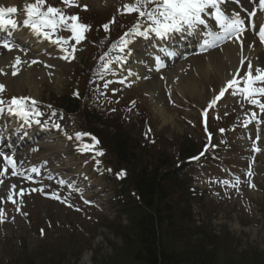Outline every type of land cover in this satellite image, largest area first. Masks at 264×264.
Here are the masks:
<instances>
[{
  "label": "rangeland",
  "instance_id": "1",
  "mask_svg": "<svg viewBox=\"0 0 264 264\" xmlns=\"http://www.w3.org/2000/svg\"><path fill=\"white\" fill-rule=\"evenodd\" d=\"M110 11L102 15L118 20V12ZM100 15L101 13H95L94 8L92 12L82 15L92 27L90 38L86 37L87 42L90 41L91 44V36L101 22ZM115 27L122 29L123 26L117 22ZM90 43L87 44L91 45ZM88 45L83 46L86 52L79 54L78 60H84L90 54ZM107 45L108 42H103L102 47ZM30 72L33 78L38 74L36 71ZM204 87L206 94L202 93L201 98L195 93H184L181 97L180 93L175 92L173 100L169 102H164L163 92L159 91L162 107L172 117V121L167 123L163 122L161 115L153 112L139 92H128L130 101L139 99L138 116L133 114L130 105L114 112L115 115H106L111 128L107 133L114 136L116 129H120L131 137L130 140L134 144H141L142 148L134 149V145L132 146L136 154L132 163L143 165L138 170L144 167H169L180 160L177 153L179 144L180 147L183 146L182 140H188V143L192 144L190 138L196 137L197 143L201 141L197 126L187 122L190 117L197 118V109L208 100L210 94L212 95L211 91L217 87V82L211 81L209 84L206 81ZM47 89L43 92L45 97ZM10 90L16 92L14 88ZM172 103L176 106H171ZM109 108H113L112 105ZM231 112L230 118L234 119L235 112L232 109ZM227 113L228 107L220 109L221 115ZM242 115L243 112L237 116L239 121L243 120ZM144 123L149 129L142 138ZM229 124H237V121L228 122ZM149 130L154 139L148 133ZM127 140L131 146L129 138ZM105 149L110 151L108 145H105ZM233 155L237 170L252 168L253 165L244 164L243 158L236 157V151ZM105 160L114 171L119 168L126 169L115 167L110 154ZM149 160L153 162V166L148 165ZM259 161L260 164H256L259 168V176L255 180L257 190L246 192V187H243L231 194L230 201L227 202H213L205 196L200 200L199 197H191L188 188L181 190L176 186L171 187L167 203L159 209L160 216L165 221L160 231L165 233L163 236L167 238L161 241L163 247L168 245L174 254L184 255L181 256L184 262H194L192 257L196 256L188 251L193 246L197 248L198 243L205 238L206 244L215 242L209 246L204 245V251L211 252L212 255L209 253V256L215 259L213 264H264V157ZM154 164L158 166L155 167ZM130 167L129 175L134 171ZM210 175L212 176L213 172ZM4 180L6 185H11L12 177L7 175ZM95 182L107 191L111 207L107 208L109 212L105 209L101 212L82 210L78 214L70 207L64 209L48 203L39 194H33L31 191L24 192L22 197L14 195L13 203L6 199L7 188L5 193L0 190V198H3L0 199V211L3 213L0 216V264H135L132 260L135 246L132 249L123 246L125 241L133 243L135 238L133 229L126 226L128 218L138 215L135 197L127 193L119 200L113 201V183L107 184L105 176L95 177ZM192 182H195V179H192ZM196 182L203 185L205 181L196 179ZM197 183L191 184L195 190L198 188ZM165 207H169L170 211H165ZM235 222L239 225L235 226ZM179 232L181 234L175 239L166 235Z\"/></svg>",
  "mask_w": 264,
  "mask_h": 264
},
{
  "label": "snow or ice",
  "instance_id": "2",
  "mask_svg": "<svg viewBox=\"0 0 264 264\" xmlns=\"http://www.w3.org/2000/svg\"><path fill=\"white\" fill-rule=\"evenodd\" d=\"M62 2L69 6H76L72 3V0H62ZM228 0H135V3L125 4L124 11L127 13H138L142 18L146 17L151 21V27L147 31H140V26L137 25L134 27L133 32L138 36H146L148 32H153L157 36L165 37L170 33H183L190 32L198 28V26H204L206 23V17L202 18L203 14L211 12L212 9H215L214 12V21L213 23L219 24L223 29L224 33L231 34L237 40L240 39V36L245 32V19L237 12L235 14H229L226 10H223L221 5L227 3ZM234 3H239L240 0H233ZM44 4V0H36L35 3H29L25 5L24 12L27 15V18L22 21L23 26L30 28L31 31L38 35L43 36L46 40H52L51 35L45 29L55 31L57 25L65 24L68 27V30L71 33L72 39L79 44L80 41L84 38V32L88 30V25L79 22V17L76 15L65 16L59 9L55 7H48L47 11H40L41 6ZM147 4H153L154 7L151 10H145ZM259 7L261 10H264V0H260ZM17 13L16 7H0V29H17L18 22L12 16ZM256 12H249L250 17H255ZM71 21L72 23L68 25L66 22ZM114 22V21H113ZM105 30L108 29V25H104ZM259 41L264 42V26L258 27ZM128 35L127 33L125 34ZM221 37H218L220 39ZM128 40L121 38V51H124L128 45ZM52 43L60 45L62 51L68 53V49L64 48L63 45L69 43L67 38H57L52 40ZM205 44L208 45V41H205ZM244 42L241 41L240 47L241 50L244 48ZM3 47L12 50V45L5 42ZM251 47V46H250ZM72 51H75L73 47ZM71 53L65 55L64 59H68ZM74 58V57H73ZM21 58L17 56L15 58V63L11 65L13 68L12 75H17L18 65L21 64ZM32 63H37L33 60ZM241 64L245 65L246 76L244 77V87H240V80L237 74H233V77L226 82V85L220 89V92L215 96L209 104V107L216 104L217 100L225 95V93L230 89H236V91L242 92L250 103L259 107L260 111L264 113V99H257V97L264 98V69L260 67H253L250 61H245L243 58L240 61ZM0 74H3V69H0ZM243 75V73H241ZM4 91V85L0 84V92ZM230 94H235L234 92ZM25 98H16L13 97L11 104L16 105V110L19 114L27 116L28 113L23 111V103ZM34 102V101H33ZM0 104H3V101L0 100ZM10 112L14 111L12 107L8 109ZM2 111V109H0ZM36 115H40L36 113ZM255 116V113L253 114ZM57 128L60 126L55 125ZM223 131V129H221ZM90 136L89 133L77 132L75 134V139L82 140L83 137ZM70 139L72 137H69ZM93 144H81V151H93L94 145L99 143L95 137H91ZM259 140V137H257ZM254 151H260L258 147L253 146ZM97 156H102V151H97L95 153ZM3 155V159L6 161L5 167L3 170H0V187H6L8 189V194L6 199L15 203L14 195H24V190L19 189L16 183L11 185H6L4 177L9 174L8 166H11V176L17 177L22 176L21 173L17 171L16 161L7 155ZM35 171V169H33ZM119 175L123 176L126 173L121 172ZM251 175V173H249ZM237 184L239 181L237 180ZM254 186V185H253ZM42 190V189H41ZM36 191V189H33ZM55 199H59L58 196H53ZM3 199V198H0ZM3 213L0 211V216Z\"/></svg>",
  "mask_w": 264,
  "mask_h": 264
},
{
  "label": "bare ground",
  "instance_id": "3",
  "mask_svg": "<svg viewBox=\"0 0 264 264\" xmlns=\"http://www.w3.org/2000/svg\"><path fill=\"white\" fill-rule=\"evenodd\" d=\"M20 1H22V0H6L5 2L9 6H16L17 4H19ZM23 1H25V0H23ZM119 1H121V0H91V2H93V3H95V2L96 3H103L105 6H107L106 8H111L112 6H110V5L116 4ZM255 1H256L257 6H258L257 10L259 12H261L263 15L262 25L264 26V10H261L259 7L260 0H255ZM0 2H2V0H0ZM240 43H241L240 39L235 40V41L231 42L229 45H227L224 48V50L221 51V53L218 52L215 55H212L213 53H211L209 55L204 56V58H201L200 61L191 62L190 64L193 65V67L195 68V71L198 74V77L197 78H195V76L184 77L185 83L180 88L178 87V84L176 86H173L169 82V84H171V86H172V90L176 91V92H180V93H188V94L195 93V94H197V96L199 98H201L202 93L206 94V90L204 87V84L206 83V81L209 84H211V81H216L217 86L218 85L221 86L223 84V82H225V85H226V82L229 80L228 72L232 71V73H234L237 69L239 55H241L242 58H244L246 61H249L251 59L253 62H255V59L257 58V56H259V53L257 52L256 49L253 50L252 47H249L248 42L244 43L245 46H244L243 50H241ZM132 49H133V52H132ZM132 49L130 48L121 54V56H122L121 61L122 62H125L132 55L131 65L128 66L125 70H121L119 68V71L123 72L124 75H129L130 79L133 78V75L141 74V71H139L135 67V65H133L134 59H136L137 61H139L141 63H148L149 62V65L153 64L152 59L150 61L147 60V58H146L147 52L142 47V45H138V44L133 45ZM149 52H153V50H150ZM6 59H7V56H1L0 63L5 61ZM172 73L174 74V77H176V76L180 77V75H178L176 72L173 71ZM22 77L24 78V80L27 83H29V85H31V87L37 86V83L34 82L27 75L21 76L20 78H22ZM240 77H241V75L238 76V78H240ZM8 81H10V80H8ZM19 82H20L19 78L15 79L13 81H10L11 84L14 83L16 86H18ZM133 83H134V81H133ZM137 86L141 87L143 89L145 97L148 100V102L151 103L150 106L153 108L155 113L163 116V112H166V111H163V109L161 107H159L158 97L155 98L158 84L156 82H150V80H149L146 82H139V84ZM163 121L165 123L168 121H172V117L170 115L166 114L163 118ZM263 122H264V116H263ZM61 147L62 146L58 142L49 145V147H47L45 145H41V149L38 151V153H36V155H38V156L50 155V154H52L51 152H53L56 149L61 148Z\"/></svg>",
  "mask_w": 264,
  "mask_h": 264
},
{
  "label": "trees",
  "instance_id": "4",
  "mask_svg": "<svg viewBox=\"0 0 264 264\" xmlns=\"http://www.w3.org/2000/svg\"><path fill=\"white\" fill-rule=\"evenodd\" d=\"M125 138H119L113 144L114 155L118 158L120 162L127 161L129 157H132V154L126 144ZM128 162V161H127ZM133 185L138 190L140 196L142 197L143 203L147 207H151L152 201L157 195L161 200L165 198V191L162 185L159 183V180L156 176H146L144 173H140L133 180ZM164 218L158 215V208H156V213L149 217L145 215L141 219L137 220L135 223V239L133 243H126V248H134L133 254V263L135 264H213L215 259L209 256L211 252H205L202 245L198 244L197 248L194 246L189 249L188 253L196 256L193 258L195 261L187 262L181 258L184 255L174 254L170 247L166 245L163 247L161 244L162 239L165 241L167 238L163 236L160 231V227L165 221ZM179 233H173V235L166 234L167 236L175 239L178 237ZM165 238V239H164ZM170 250H169V249ZM212 255V254H211Z\"/></svg>",
  "mask_w": 264,
  "mask_h": 264
}]
</instances>
